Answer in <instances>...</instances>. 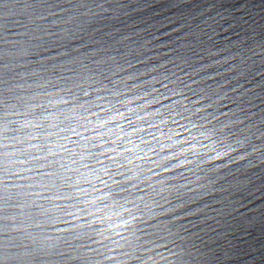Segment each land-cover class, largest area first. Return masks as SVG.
<instances>
[{"label": "water", "instance_id": "water-1", "mask_svg": "<svg viewBox=\"0 0 264 264\" xmlns=\"http://www.w3.org/2000/svg\"><path fill=\"white\" fill-rule=\"evenodd\" d=\"M99 5H103V12ZM33 12L44 19L38 20L28 31L48 27L52 31L51 34L42 33L46 38L30 47L47 55L39 56L33 51L16 61L19 84L15 81L13 84L25 102L38 101L49 109L44 112L50 117L49 132H38L29 125L19 133L22 139H28L31 132L41 138L51 135L50 144L63 142L72 146L71 140L64 138L63 124L60 129H52L50 125L63 120L61 112L79 119V113L71 112L69 105L62 103L70 98L64 90L65 80L75 78L72 68H80L79 61L91 64L95 59L108 60L114 70L108 75L114 84L105 81V85L121 94L128 108L141 114L144 113L140 104L154 98L163 100L160 93L171 95L159 81L175 88L178 82L172 73L177 72L191 84V89H184L191 99H175L182 100L189 109L201 110L192 115L191 121L177 116L180 124L167 125L166 135L157 131L161 143L152 141L156 152L133 136L139 147L130 154L134 163L129 165L128 174L134 182L140 183V188L129 186L132 195L128 200H134L135 204L128 203L124 199L127 194H123L119 197L123 208L112 202L101 211L95 206L99 205L98 196L112 201L107 189L103 192L90 190L91 195L84 197L78 188H73L71 193L62 188L64 195L83 197L72 201L76 207L70 210L76 215L68 216L40 196L22 194L20 206L11 210L17 221L6 225L12 228V233L0 237L13 241L9 255H22L31 248L40 255L33 264H70L67 260L73 249L95 257L96 254L85 247L90 245L92 249L99 248L102 253L115 257H96L91 264H165L159 256L153 255V250L164 252L169 264H264V153L253 152L251 148L264 149V140L259 139L264 134V0H0V17H8L0 21L4 25L12 26L15 20L28 24ZM23 31L20 29L11 39L22 37ZM93 56L97 57L91 59ZM112 57L115 59H110ZM165 65L169 69L167 72ZM185 69L195 81L184 76ZM99 79L97 76L92 82ZM84 86L87 87V82ZM234 89L240 91L237 93ZM145 90L151 93L145 101L133 95L138 92L145 96ZM215 93H219V98ZM106 95L125 110L117 96ZM240 97H245L242 103ZM15 103V112L6 114L11 122L10 129L19 128L26 120L37 123L38 118L26 116L27 103L21 104L19 100ZM104 103L108 106L107 101ZM170 103L164 100V104ZM158 107L166 111L163 105ZM31 109L40 111L36 103L31 104ZM121 122L127 127L125 121ZM220 129L224 135L220 134ZM55 132L60 135H54ZM67 135L75 139L72 133ZM193 136L192 144H186L185 141L192 140ZM81 143L85 142L81 140ZM21 147L33 153L41 151L39 140ZM75 150L80 151L79 148ZM13 151L19 155V149ZM173 156L178 159H172ZM84 157L91 160L86 152ZM166 157L167 170L160 166L166 162ZM64 162L79 167L84 173L83 176L67 173L73 175V180L81 187L89 189L87 180L90 179L97 188H103L96 175L83 167V161L72 165L65 154ZM15 167L22 172V177L16 178L14 191H20L21 186L27 191L28 182L23 177L34 173L24 171L21 165ZM96 167L100 169L98 174L109 180L103 169L99 165ZM209 182H214L215 187ZM237 184L242 188L225 191ZM33 201L53 208V218L34 211ZM89 201H94L95 205ZM221 201L228 203L224 205ZM57 203L69 202L60 199ZM145 203L149 207H144ZM138 207L143 208L142 213L137 211ZM125 209L141 219L132 220ZM202 210L206 214L199 215ZM32 216L35 218L30 219ZM121 216L132 221L135 232L133 236L124 229V236L138 238V244L144 246L131 257L124 255L127 245L117 235L121 231L118 227L122 224ZM101 232L103 236L99 235ZM109 235L119 240V246L107 239ZM89 236L95 237V241L104 240V245L90 241ZM66 240L70 244L65 243ZM165 244L170 250L165 249ZM109 248L115 251H108ZM138 255L143 257L142 261L136 259ZM16 264L22 262L16 261Z\"/></svg>", "mask_w": 264, "mask_h": 264}, {"label": "snow or ice", "instance_id": "snow-or-ice-1", "mask_svg": "<svg viewBox=\"0 0 264 264\" xmlns=\"http://www.w3.org/2000/svg\"><path fill=\"white\" fill-rule=\"evenodd\" d=\"M29 7H32V5H29ZM98 8L103 12V5H99ZM5 19H8V17H0V21ZM41 19H44V17L38 16L36 12H33L30 23L28 24H25L22 20H15L12 26L0 23V113H4V115H0V237H6L12 233V228L6 225L17 221V217L12 215L11 210L20 206L22 194L40 196L46 200L48 204L54 205L55 209L66 213L68 216L76 215L74 211L70 210V208L76 207L75 204H72V201L80 200L83 197H77L71 194L64 195L61 190L62 188L67 189L69 193H71L73 188H78L83 193L84 197L91 195L90 190L103 192L107 189V193L111 196L112 201H109L103 196L97 197L99 205H95L94 201H89V203H93L101 211L108 208L112 202H115L117 207L123 208L124 204L121 203L119 199L123 194H127L124 196V199L127 200L128 203L135 204L134 200H128V196L132 195L129 186L136 189L140 188V183L134 182L128 174L130 171L129 165L134 163L130 158V154L133 153L136 147H139L133 139V136L139 139L140 144H144L151 149L152 152H156L157 149L152 146V141H155L157 144L161 143L156 135L157 131L166 135L167 125L180 124V120L176 118L177 116L191 121L192 115H197L201 110L200 108L189 109L183 104L182 100L175 99L176 97H182L188 100L191 99L187 92L184 91V89H191V84L187 83L177 72L172 73L178 82L175 88H169L167 83L159 81L171 95L160 93V95L164 97L163 100L154 98L151 101H146V104H140L139 107L141 108V112L144 113L141 114L135 109L128 108L121 94L114 92L113 89L105 85V81L109 84H114L112 77L108 75V73L114 71L108 60L95 59L91 64L85 63V61H79L81 67L77 68L73 66L72 68L75 78L69 77L65 80L64 90L69 93L70 98L62 101V103L69 105L71 112L79 113V119H77L75 115L70 116L61 112L60 115L63 117V120H61L60 123H52L50 125L52 129H60L63 124L64 127L61 130L65 132L64 138L71 140L72 146L69 147L63 142H53L50 144L49 141L52 139L51 135H44L43 138H41L31 132L28 133V139H22L19 133L27 130L29 125L36 128L38 132H49L48 121L50 117L44 115V112L49 111V109L38 101L25 102L20 91H18L17 87L13 84L14 81L17 85L19 84V81H16V77L19 75V72L16 71V61L23 60L33 53V51L39 56L47 55L45 52L37 51L30 47L31 44H38L40 40L46 38L42 33L48 32L51 34L52 28L49 27L47 29L40 28L28 31L32 25H35L37 21ZM20 29H24L23 36L12 40L11 37L13 34L17 33ZM57 43H59V41H57ZM38 46L46 47L45 45ZM96 57L97 56H93L91 59ZM57 59L59 58L57 57ZM110 59L114 60L115 58L112 57ZM171 63L177 64L178 61H171ZM167 71H169V69L167 65H165V72ZM184 71V76H188L189 80L195 81V77L190 76L186 69ZM116 75H119V73L117 72ZM97 76L100 79L93 83L92 81H94ZM61 78L64 79L63 75H61ZM166 79L171 80V77H166ZM84 82H87V87L84 86ZM89 89H91V91H89ZM156 91H159V89H156ZM234 91L238 93L240 89H234ZM106 94L117 96L118 102L123 105L125 110H122L121 107H117L116 103L109 100ZM202 94L203 93H193V95ZM133 95H135L137 100L145 101L146 96L151 95V93L145 90V96H141L138 92L133 93ZM215 95L219 98V93H215ZM244 99L245 97H240L239 102L242 103ZM17 100H19L21 104L27 103L26 116H32L34 119L38 118L37 123L33 124L31 120H26V123L19 128L10 129L9 124L11 122L7 120L6 114L9 111L15 112L17 108V103H15V101ZM164 100H169L171 103L164 104ZM104 101H107L108 106H105ZM130 102L131 101H129V103ZM32 103L37 104L40 108L39 112H35L31 109ZM159 105H163L166 111L161 110V108L158 107ZM128 113H131V115ZM173 113H175V115H173ZM189 113H191V115H189ZM149 115L153 118L148 119ZM156 120H159V123H156ZM121 121H125L127 127H125V124ZM240 122L244 123L243 120ZM73 123H75V127ZM217 123H219L218 119ZM161 125L165 127H161ZM181 126L187 128V125ZM219 131L221 135L225 134L223 129ZM189 132H191L190 129ZM248 132L251 133L252 129L249 128ZM67 133H72L75 139H73L72 136H68ZM53 134L56 136L60 135L59 132ZM147 137H151V139ZM168 139H171V137L169 136ZM247 139L248 136L245 134V141H247ZM259 139L264 140V134H261ZM35 140L40 141V153H33L21 147V145ZM81 140L85 143H81ZM193 140H195L194 136L192 140H186L185 143L191 145ZM128 144L133 145V147H127ZM238 144L242 145L243 142L238 141ZM33 147H35V145H33ZM76 148H79L80 151H76ZM251 148L253 152L264 153V149L253 146H251ZM13 149H19V155H17ZM188 151H191V149H188ZM244 151L247 152L248 148H244ZM85 152L91 157V160L85 159ZM65 154H67V159L71 160L72 165H79L81 161H83V167L90 169L93 174L96 175V180L103 185V188H97L96 184L90 179L87 180L90 186L89 189H85L81 187L80 184L76 183L73 180V175L79 174L83 176L84 173L81 172L79 167H72L64 162ZM139 158L143 159V157ZM172 159H178V157L173 156ZM241 159H243V156ZM92 160L95 161V164L92 163ZM165 160L166 162L160 166L167 170L169 161L167 157ZM16 165L23 166L26 172L34 173V175L23 177L28 182L26 184L27 191H25V186H21L20 191H14L16 188V178L22 177V172L17 170L15 167ZM96 165H99L100 168L103 169V173L107 174L111 183H109V180L104 179L103 174H98L100 173V169H98ZM67 173H72L73 175H68ZM224 179H227V177H224ZM113 184L116 185L115 188L112 186ZM209 184L215 187L214 182H209ZM149 187H151V185H149ZM241 188L242 186L237 184L225 191H236ZM208 191L211 192L212 188H209ZM152 198L154 199V197ZM163 198L167 199L166 196ZM60 199H64L69 203L60 205L57 203ZM140 199L143 200V197H140ZM221 203L227 205L228 202L221 201ZM100 206L103 207L101 208ZM197 206L199 205L197 204ZM32 207L33 210L38 211L40 215L47 216L49 219L53 218V208L47 207L44 203L33 201ZM144 207H149V205L145 203ZM125 211L128 212V215L132 216V220L141 219V217L132 213L131 210L125 209ZM137 211L142 213L143 208L138 207ZM204 214H206V212L202 210L199 215ZM29 218L34 219L35 216ZM119 219L122 220V224L118 225L121 231H118L117 235L123 238L127 245L128 250L124 251V255L131 257L135 254L137 249L144 246L138 244V238L137 240H133L124 236V229L132 232L133 236H135V232L132 229V221L122 216L119 217ZM144 222L147 223V221ZM89 227H91V225H89ZM99 235L103 236L104 233L101 232ZM172 235L174 236L175 234ZM88 239L90 241H95V237L93 236H89ZM107 239L112 240L113 243L119 246V240H114L110 235ZM95 242L104 245V240ZM65 243L70 244L67 240ZM12 244V240L0 239V264H16V261H21L22 264H33V262L39 259L40 255L34 253L31 248H28L22 255H9L8 249L11 248ZM153 244H155V240H153ZM85 247L94 252L96 256H89L87 252L73 249L67 261H69L70 264H91L93 259L100 256L105 259H115V257L108 256L107 253H102L99 248L92 249L90 245H85ZM165 249L170 250L167 244H165ZM108 251H115V249L109 248ZM153 255L159 256L160 259L165 261V264H169V257L166 256L164 252L153 250ZM136 259L142 261L143 257L138 255Z\"/></svg>", "mask_w": 264, "mask_h": 264}]
</instances>
